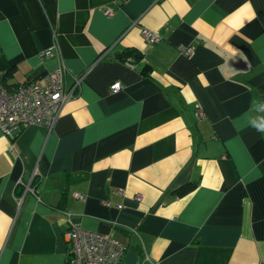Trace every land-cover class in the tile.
Returning a JSON list of instances; mask_svg holds the SVG:
<instances>
[{
	"label": "crops",
	"instance_id": "1",
	"mask_svg": "<svg viewBox=\"0 0 264 264\" xmlns=\"http://www.w3.org/2000/svg\"><path fill=\"white\" fill-rule=\"evenodd\" d=\"M61 63L52 130L0 129V264H66L73 223L119 264H264V0H0L1 83Z\"/></svg>",
	"mask_w": 264,
	"mask_h": 264
},
{
	"label": "built area",
	"instance_id": "2",
	"mask_svg": "<svg viewBox=\"0 0 264 264\" xmlns=\"http://www.w3.org/2000/svg\"><path fill=\"white\" fill-rule=\"evenodd\" d=\"M105 12L111 15L109 9ZM142 36L148 43L160 38L147 29H142ZM180 50L186 56L191 53L189 47H180ZM83 79L84 74L70 75L61 63L44 76L13 89L6 88L0 81V129L6 135H12L20 125H40L52 130L62 107L74 97ZM121 87L116 81L110 85V91L116 93ZM76 196L83 198L81 194ZM140 197L136 195L138 200ZM67 217L70 218L71 213L67 212ZM65 239L68 245L66 264H119L125 251L124 244L113 237L84 229L77 223L66 231Z\"/></svg>",
	"mask_w": 264,
	"mask_h": 264
},
{
	"label": "trees",
	"instance_id": "3",
	"mask_svg": "<svg viewBox=\"0 0 264 264\" xmlns=\"http://www.w3.org/2000/svg\"><path fill=\"white\" fill-rule=\"evenodd\" d=\"M12 70H13V67H11V66L10 67H6V69L3 72L4 74H3L2 78H1V80H4L6 77H8L9 75H11ZM192 188H193L192 185L184 186V187L180 188L179 193L187 192V191L191 190Z\"/></svg>",
	"mask_w": 264,
	"mask_h": 264
},
{
	"label": "clouds",
	"instance_id": "4",
	"mask_svg": "<svg viewBox=\"0 0 264 264\" xmlns=\"http://www.w3.org/2000/svg\"><path fill=\"white\" fill-rule=\"evenodd\" d=\"M259 130H264V124L258 125Z\"/></svg>",
	"mask_w": 264,
	"mask_h": 264
}]
</instances>
